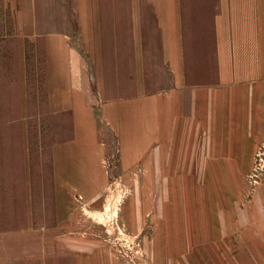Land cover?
Listing matches in <instances>:
<instances>
[{
    "label": "crops",
    "instance_id": "1",
    "mask_svg": "<svg viewBox=\"0 0 264 264\" xmlns=\"http://www.w3.org/2000/svg\"><path fill=\"white\" fill-rule=\"evenodd\" d=\"M23 7L30 24H77L82 47L67 32L46 37L44 112L23 46L13 81L0 82V215L28 222L21 231H32L37 118L72 120L71 135L66 124L49 131L61 217L70 200L96 190L86 167L111 163L114 138L119 163H241L264 142V0H23ZM202 68L210 73L198 81Z\"/></svg>",
    "mask_w": 264,
    "mask_h": 264
},
{
    "label": "rangeland",
    "instance_id": "2",
    "mask_svg": "<svg viewBox=\"0 0 264 264\" xmlns=\"http://www.w3.org/2000/svg\"><path fill=\"white\" fill-rule=\"evenodd\" d=\"M28 10L23 0H0V82L13 81L23 46L36 109L44 112L46 37L67 32L82 46L77 24H30ZM71 121H34L32 231L1 213L0 264H264V142L241 163H119L111 136V163L86 167L96 190L70 200L61 217L49 131L66 124L71 135Z\"/></svg>",
    "mask_w": 264,
    "mask_h": 264
}]
</instances>
